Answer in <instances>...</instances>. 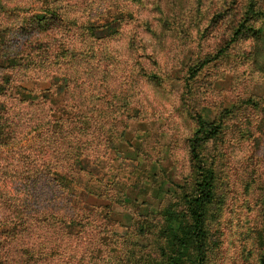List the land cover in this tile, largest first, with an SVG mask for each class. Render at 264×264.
<instances>
[{"label": "rangeland", "instance_id": "374dc122", "mask_svg": "<svg viewBox=\"0 0 264 264\" xmlns=\"http://www.w3.org/2000/svg\"><path fill=\"white\" fill-rule=\"evenodd\" d=\"M208 170L203 263L261 264L264 0H0V264H171Z\"/></svg>", "mask_w": 264, "mask_h": 264}, {"label": "trees", "instance_id": "16d2710c", "mask_svg": "<svg viewBox=\"0 0 264 264\" xmlns=\"http://www.w3.org/2000/svg\"><path fill=\"white\" fill-rule=\"evenodd\" d=\"M205 134H209L211 129H214L212 126H204L203 128ZM204 139H199V136L196 138L194 143L195 146ZM195 148V147H194ZM196 154V153H195ZM213 171H206V174L200 175V188L201 191L190 200V217L191 221L188 224V239H183L179 245L175 244V251L173 256V261L171 264H204L202 258V252L199 251L200 246L197 245L198 241L203 236V226L205 225V209L206 203L210 197V191L212 189V183L210 178H212ZM176 242V241H175ZM197 250V253H201L195 257L194 262L191 261V258L195 256V253H190L193 249ZM261 264H264V256L262 258Z\"/></svg>", "mask_w": 264, "mask_h": 264}]
</instances>
